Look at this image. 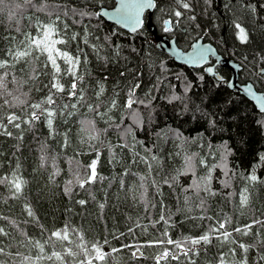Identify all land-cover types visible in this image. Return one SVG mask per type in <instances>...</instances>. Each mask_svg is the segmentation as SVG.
I'll return each instance as SVG.
<instances>
[{
	"label": "trees",
	"instance_id": "trees-1",
	"mask_svg": "<svg viewBox=\"0 0 264 264\" xmlns=\"http://www.w3.org/2000/svg\"><path fill=\"white\" fill-rule=\"evenodd\" d=\"M45 2L50 6L49 12H58L61 19L67 22L68 35H82L83 31L89 33L88 45L78 36L77 41L70 42L64 49L73 55H80L81 71L85 74L89 90L81 103L71 97L61 101L77 106L65 109L63 115L56 119L51 136L43 120L35 126H26L22 139H19L21 133L10 125L13 137L0 134V177L11 179V174L16 172L27 181L23 195L18 199L11 198L9 189L0 185V217L8 218L7 221H0V226L10 233L2 240L6 251L19 247L22 254L34 257L37 249L30 244L27 248L20 246L25 234L43 243L51 231L65 224L78 230L89 245L103 244L107 240L108 244L104 245L106 251L119 248L122 244H135L139 248L144 241L161 238L165 227L173 240L198 237L205 231L207 222L189 218L199 216L201 212L195 207L193 192H184L183 189L196 178L206 177L208 171L197 162L195 176L191 173L177 176V170L185 171V157L193 153L212 166L210 187L219 193L207 198V215L217 218L227 215L236 227H242L254 217L264 218L261 217L264 213V185H252L246 180L250 173L264 179V112L258 110L239 90L228 86L231 75L228 68L217 67V72L222 75L220 79L216 74L210 75L205 67H190L177 62L158 48L154 34L146 25L129 32L102 16L81 19L73 14V10L76 13H95L102 6H114L115 0ZM191 3L192 11L186 12V16L194 15L196 19H181L171 31L178 44L189 48L199 36L211 40L220 52L235 56L243 63L239 75L241 82L253 81L258 89L264 91V0H191ZM163 5L174 7L173 0H157L156 8ZM163 16L174 18L171 14L162 15L159 8L155 10L154 18L161 19ZM54 18L52 15L51 19ZM49 19L48 13L28 10L20 19V26L22 30L33 32L34 26L48 23ZM236 24L245 28L248 35L246 43L238 38ZM160 28L158 23V32ZM9 34L16 41L22 38L21 33L10 31L0 23V37H4L0 39V48L8 46L6 39ZM93 36L99 40L94 41ZM93 43L102 46L99 55L107 57V62L97 58L91 48ZM40 59L43 60V57ZM58 63L64 67L62 61ZM36 66L40 67L39 62ZM29 74L27 71L23 75L17 73L23 80H28ZM70 79L65 76L61 82L66 83ZM97 81L103 83L106 89L100 97H95L92 91ZM48 82L49 76L41 74L28 81L22 91L31 88L27 99L38 102L47 95L45 85ZM135 84L140 85L135 90V99L143 103L133 104L129 109L124 105L130 87ZM15 90L16 86L10 85V91ZM114 95L118 107L107 111L106 106ZM173 96L182 99L174 100ZM5 98L11 100V97ZM24 98L21 96V99ZM84 103L99 104V111L106 113L104 119L88 112L82 106ZM2 104L3 99H0ZM13 111L19 114L21 109L0 107V120ZM69 112L72 114L69 115ZM85 120L95 122L103 143L88 142V133L79 126ZM115 125H120L121 129L130 128L131 132L124 135L122 131H113ZM106 128L108 131L105 134ZM97 153V171L103 179L86 188H79L76 173L79 172V178H85V168L97 159ZM153 155L158 157L159 165L151 161ZM145 160L152 163L151 170ZM172 176H177V181L169 187L163 181L170 180ZM141 177L146 179L141 181ZM153 180L159 185L158 189L152 184ZM225 181L228 187L224 186ZM245 186L249 187L250 203L241 207L238 194ZM185 195L191 197L187 206ZM201 196L206 194L202 192ZM81 199L88 202L80 205L78 201ZM145 201L148 202L147 211ZM161 201L165 206V216H171L170 227L163 224L152 227L150 224V221L158 219L162 211ZM25 203L31 205L37 220L27 217L23 207ZM100 204H104L103 209ZM152 204H155L154 208ZM178 208L182 211H177ZM188 208L192 211L189 212ZM25 221L28 223L25 224ZM137 223L143 227L135 229L134 235H130L129 227L135 228ZM121 233L124 235L121 236ZM234 235L242 243L250 241L249 237ZM72 239L75 243L64 247L71 246L75 250L79 237ZM233 246H221L220 242L213 240L210 245L195 246L199 254L193 255L191 261L180 255L178 261L169 260L162 264H216L219 253ZM55 250L61 249L57 247ZM134 250L129 248L113 254L108 264H155L154 257L163 248H142L143 255L140 257L131 255ZM248 255L252 258L256 253ZM239 256L237 248V256L233 259ZM72 259L68 258L70 262ZM45 264L60 262L46 261Z\"/></svg>",
	"mask_w": 264,
	"mask_h": 264
},
{
	"label": "snow or ice",
	"instance_id": "snow-or-ice-1",
	"mask_svg": "<svg viewBox=\"0 0 264 264\" xmlns=\"http://www.w3.org/2000/svg\"><path fill=\"white\" fill-rule=\"evenodd\" d=\"M173 4L174 7L171 9V17H174L175 21L172 19L164 21L166 32L172 31L169 25L173 22L178 25L181 19H196L194 15L186 16V12L192 11L191 0H173ZM155 6L153 0H120V5L116 8L111 18L117 23L130 26L132 31L135 32L142 23L141 14L144 10ZM49 8L50 6L45 0H0V23L5 24L10 31L21 33L22 37L19 41H16L15 37L9 34L6 39L8 46L0 48V99H3V104L0 105V107H19L21 109L19 114L13 111L0 120V134L4 136H14V132L9 130L10 125L12 129L21 133L19 139H22V133L26 126H35L37 122L42 120L46 122L50 130L49 135H53L52 129L54 128L56 119L63 115L65 109H74L77 106L76 104H65L61 101L71 97L75 99L77 103H81L85 101V93L89 90L85 83V74L81 71L80 55H73L72 52L64 50L67 49L70 42L77 41L78 36L85 45H88L89 33L83 31L82 35L78 33L68 35L67 22L61 19V14L58 12H49ZM28 10L48 13L50 17L49 22L34 26L33 32L22 30L20 19L24 18V13ZM73 14L78 15L81 19L84 17H100L107 15V13L103 11H96L95 13H76L74 10ZM52 15L55 16L54 19H51ZM64 15H67V13H64ZM235 27L238 29V38L240 41L246 43L248 41V35L245 28L240 24H236ZM0 39H4V37H0ZM92 39L94 41L99 40V38L95 36H93ZM58 45L62 47H58ZM100 47L102 46H98L96 43L91 45L97 58L107 62V57L99 55ZM211 52L212 49L210 47H201L189 54L187 59L193 64L202 63L207 60L208 54ZM41 57H43V60L40 59ZM58 61L63 62V68ZM38 62L40 65L39 68L36 66ZM26 71L30 73L28 75V80H23L17 75V73L23 75ZM207 71L211 72L212 69L208 68ZM41 74L49 76V82L45 85L47 95L38 102H30L27 97L31 92V88H29L28 91H22V89L28 81L38 78ZM121 75H123V73ZM65 76L71 77V79L66 83H62L61 81L64 80ZM10 85H15L16 90L10 91ZM139 87V84L130 87L124 107L131 109L133 104L143 103V101L135 99V90ZM248 90L251 92V87H249ZM92 91L95 97H100L105 93L106 89L103 83L97 81L96 88ZM21 96L25 98L21 99ZM5 97H11V100ZM172 99L181 100L182 98L173 96ZM256 99L260 102L261 112H264V94L256 96ZM82 106L85 107L88 112L98 116L101 120H103L106 115V113H101L99 111V104L93 105L91 103H84ZM117 107V100L114 95L110 103L106 106V109L107 111H111ZM68 114L71 115L72 113L69 112ZM132 115L135 116V113ZM79 126L82 131L88 133V142L100 141L101 132L96 129L94 121H81ZM107 131V128L104 129L105 134ZM113 131H122L124 135H128L131 129H121L120 125H115ZM100 142L103 143V141ZM65 146H67V141H65ZM120 147L127 146L121 145ZM98 157L99 153H97V159H93L91 163L86 166L85 178H79V172L76 173L79 188H86L87 185L95 184L103 179L97 171V165L99 163ZM151 161L156 162L157 165L160 164L158 157L154 155L151 156ZM144 162L151 170L152 163L148 160ZM197 162L205 167L208 171V175L206 177L196 178L186 189H183V191L193 192V195L196 197L195 207L201 212L199 216H190L189 218L207 222L204 225L205 231L198 237H185L183 240H173L168 233L167 227H165L164 231L160 234L161 238L144 241L139 248H137L135 244H122L119 248H111L106 251L104 245L108 244L107 240H105L103 244L93 243L89 245L84 242V237L80 235L78 230L73 229L71 225L65 224L60 229L51 231L50 235L47 236L43 243L39 240H33L25 234L20 246L27 248L30 244L33 248L37 249V254L33 257L22 254L19 251V247L12 251H6V246L3 245L2 240L5 237H9L10 233L5 230V227L0 226V264H45L46 261H59L60 264H108V260L115 253L131 248L135 249L131 252V255L137 257L143 255L141 249L145 247L163 248V251L154 257L155 264H162V262H167L169 260L178 261L180 255H183L191 261L193 255L199 254V249L195 246L210 245L213 243V240L220 242L221 246L234 245L233 247H228L227 251H221L219 253L216 264H264V218L254 217L242 227H236L233 226L232 218L227 215H221L219 218L213 215H207V198L219 195L217 191H214L210 187L211 173L213 170L212 166L207 165L205 159L199 158L198 154L193 153L191 156L185 157V171L181 172L177 170V176L188 175L189 173L195 176ZM177 176H172L170 180L165 179L163 183L172 187L177 181ZM140 179L144 181L146 178L141 177ZM246 180L252 185H264V179L257 176L255 173H250L246 177ZM26 184L27 181L23 180L16 172L11 174V179H9L8 176L0 177V185L9 189L11 198L13 199H18L23 195ZM69 184H71V181ZM152 184L156 185L157 189L159 188L155 180L152 181ZM121 186L123 187V184H121ZM224 186L228 187L227 181H225ZM202 192L205 193L206 196H201ZM238 196L240 206L247 207L250 203L249 187H243V190ZM141 198L143 199V197ZM190 201L191 197L185 195L184 203L186 206ZM87 202L88 201L84 199L78 201L80 205H85ZM160 206L162 211L158 219L150 221V224L152 227H155L156 224H163L170 227L171 216H165L163 212L165 206L162 201L160 202ZM23 207L27 217L32 218L34 221L37 220L36 214L32 210L30 204L25 203ZM151 207L154 208L155 204H152ZM100 208L103 209L104 204H100ZM147 210L148 202L145 201V211ZM187 210L189 212L192 211L191 208ZM177 211H182V209L178 208ZM261 217H264V213H261ZM7 220V217H0V221ZM27 223L28 221H25V224ZM40 227L43 229L42 225ZM141 227L143 226L139 223L135 225V228L130 226L128 233L134 235L135 229ZM253 229H255V231H253ZM43 234L42 230L41 235L43 236ZM234 234H239L240 237H249L250 241L248 243H242ZM120 235L123 236L124 234L121 233ZM75 236H78L80 241L76 244L75 250L71 246L64 247L65 245H72L75 243L72 239V237ZM46 245L48 246L47 252ZM169 245L172 246V248H169ZM57 247L61 250H55ZM237 248L240 250V256L238 259H233L237 256ZM250 252L256 253V255L250 258L248 255ZM68 258L73 259L70 262Z\"/></svg>",
	"mask_w": 264,
	"mask_h": 264
},
{
	"label": "water",
	"instance_id": "water-1",
	"mask_svg": "<svg viewBox=\"0 0 264 264\" xmlns=\"http://www.w3.org/2000/svg\"><path fill=\"white\" fill-rule=\"evenodd\" d=\"M116 3L112 7L103 6L101 7L100 11L106 12L107 15H103L106 20L115 23L125 30L129 32H133L130 26H125L123 23H117L115 20L111 18L112 14L115 12L116 8L120 5V0H115ZM154 4L156 5L155 0H153ZM156 6L153 8L145 9L144 12L141 14V25L136 29L139 30L144 25H147L148 29L154 34L155 39L157 40L156 44L158 48L161 50L167 52L170 54L174 59L182 64H185L190 67H205L206 71L208 68H211L212 71L208 72L210 75L216 74L220 79L222 78V75L218 72H216V66H227L231 69V76L228 80V86L230 88H236L248 97L250 100H252L256 108L261 111V105L260 102L256 99V96L264 94V92L258 90L255 86V84L252 81H246L241 82L239 80V70L241 69V65L236 62L234 59H227L223 54H221L216 45L211 42L210 40H205L202 36L195 39L191 46L188 49H184L181 46L178 45L177 40L174 36H169L167 34H158L157 26L153 21V13ZM147 16V19L145 18ZM205 47V48H211L212 52L208 54V58L205 62L193 64L188 61V55L196 51L197 49ZM214 59V63H210L211 59ZM249 87H251V92L248 90ZM143 252V251H142ZM140 257V256H138Z\"/></svg>",
	"mask_w": 264,
	"mask_h": 264
},
{
	"label": "rangeland",
	"instance_id": "rangeland-1",
	"mask_svg": "<svg viewBox=\"0 0 264 264\" xmlns=\"http://www.w3.org/2000/svg\"><path fill=\"white\" fill-rule=\"evenodd\" d=\"M167 5V4H165ZM159 8V12L162 13V15H170L171 14V9L173 8L172 5L170 6H160L158 7ZM158 8H156L158 10ZM165 8V9H164ZM161 16V15H160ZM172 19L170 17H166V16H163L161 19H158L155 17V20H156V23H157V26H158V23H160V26H161V30H164L163 28H165V23L164 21L167 20V19ZM173 21H175V18L172 19ZM176 26V24L173 22L170 27L173 29L174 27ZM165 32V30H164ZM167 33L171 34V31H168ZM172 35V34H171ZM219 41V40H218ZM219 43V42H218Z\"/></svg>",
	"mask_w": 264,
	"mask_h": 264
},
{
	"label": "bare ground",
	"instance_id": "bare-ground-1",
	"mask_svg": "<svg viewBox=\"0 0 264 264\" xmlns=\"http://www.w3.org/2000/svg\"><path fill=\"white\" fill-rule=\"evenodd\" d=\"M155 2H156V5H157V0H155ZM103 7V6H102ZM112 7V6H111ZM101 9V8H100ZM100 9H99V11H100ZM156 9V8H155ZM155 11V10H154ZM154 14V13H153ZM152 17H153V15H152ZM146 19H147V16L145 17ZM154 19V18H153ZM170 26V25H169ZM158 30V29H157ZM159 34V33H158ZM166 34V33H165ZM167 35H169V34H167ZM170 36V35H169ZM175 37V36H174ZM200 37V36H199ZM203 37V36H202ZM176 38V37H175ZM198 38V37H197ZM197 38H195V39H197ZM204 38V37H203ZM194 39V40H195ZM177 40V39H176ZM193 40V41H194ZM192 41V42H193ZM211 41V40H210ZM156 42H157V40H156ZM212 42V41H211ZM178 43V42H177ZM215 44V43H214ZM179 45V44H178ZM216 45V44H215ZM180 46V45H179ZM217 47V46H216ZM183 48V47H182ZM184 49H188V48H184ZM217 49H218V47H217ZM218 51H219V49H218ZM220 52V51H219ZM221 54H223L222 52H220ZM224 56H225V58H227V59H234L236 62H238L240 65H241V69L239 70V75H240V71L242 70V68H243V63L237 58V57H235V56H227V55H225V54H223ZM214 63V62H213ZM218 66V65H217ZM217 66H216V72H217ZM220 66V65H219ZM222 67H226V68H228L229 70H230V72H232L231 71V69L229 68V67H227V66H222ZM219 73V72H218ZM231 76V75H230ZM230 78V77H229ZM222 79V78H221ZM229 80V79H228ZM253 82V81H252ZM228 83V82H227ZM254 83V82H253ZM255 84V83H254ZM256 86V85H255ZM256 88H257V86H256ZM231 89H236V88H231ZM258 89V88H257ZM238 90V89H237ZM258 90H260V89H258ZM260 91H262V90H260ZM262 92H264V91H262ZM242 94V93H241ZM245 96V95H244ZM248 98V97H247ZM249 99V98H248ZM252 101V100H251ZM253 102V101H252ZM254 103V102H253ZM255 104V103H254ZM117 264H119V263H117Z\"/></svg>",
	"mask_w": 264,
	"mask_h": 264
},
{
	"label": "flooded vegetation",
	"instance_id": "flooded-vegetation-1",
	"mask_svg": "<svg viewBox=\"0 0 264 264\" xmlns=\"http://www.w3.org/2000/svg\"><path fill=\"white\" fill-rule=\"evenodd\" d=\"M155 10H156V9H155ZM154 12H155V11H154ZM153 18H154V14H153ZM153 21H154V23H155L156 26H157V23H156L155 18L153 19ZM146 26H147V25H146ZM169 27H170V26H169ZM157 29H158V26H157ZM163 29L165 30V28H163ZM164 30H161V29H160V32H158V33H159V34H165V33H166V34H169V33H167L166 31L164 32ZM169 35L172 36L171 34H169ZM213 62H214V59L212 58L211 61H210V63H213ZM218 66H219V65H218ZM218 66H217V67H218ZM221 67H222V66H221Z\"/></svg>",
	"mask_w": 264,
	"mask_h": 264
}]
</instances>
